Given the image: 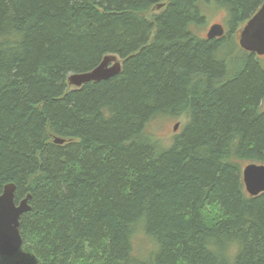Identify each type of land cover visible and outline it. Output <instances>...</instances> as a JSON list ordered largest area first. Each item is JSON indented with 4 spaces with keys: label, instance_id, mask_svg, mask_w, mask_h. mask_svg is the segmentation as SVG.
Segmentation results:
<instances>
[{
    "label": "trees",
    "instance_id": "obj_1",
    "mask_svg": "<svg viewBox=\"0 0 264 264\" xmlns=\"http://www.w3.org/2000/svg\"><path fill=\"white\" fill-rule=\"evenodd\" d=\"M215 1L229 33L208 40L201 0H0V194L30 195L0 264H264L241 180L264 164V57L233 40L264 0ZM106 55L119 74L68 86ZM163 118L184 119L169 142Z\"/></svg>",
    "mask_w": 264,
    "mask_h": 264
},
{
    "label": "water",
    "instance_id": "obj_2",
    "mask_svg": "<svg viewBox=\"0 0 264 264\" xmlns=\"http://www.w3.org/2000/svg\"><path fill=\"white\" fill-rule=\"evenodd\" d=\"M224 36V28L220 24H213L206 33V39H220ZM238 46L245 52L264 57V1L256 12L246 21L238 35ZM121 71V63L116 55H106L92 70L70 74L67 84L80 88L85 84L106 81L115 77ZM174 125L173 131L178 128ZM64 140L54 138L56 145L64 144ZM241 180L245 192L256 197L264 192V164H247L241 170ZM15 185L8 184L0 194V257L14 258L20 250L22 239L19 234V220L22 215L30 211L27 195L21 201L14 202ZM14 264H20L15 261Z\"/></svg>",
    "mask_w": 264,
    "mask_h": 264
},
{
    "label": "rangeland",
    "instance_id": "obj_3",
    "mask_svg": "<svg viewBox=\"0 0 264 264\" xmlns=\"http://www.w3.org/2000/svg\"><path fill=\"white\" fill-rule=\"evenodd\" d=\"M215 2H216L215 0H201L199 4L200 13L205 18L204 25L196 29L197 31L195 34H197L199 38L202 39L206 38V33L209 30L210 26H212L213 24H220L224 27L226 33L224 38H226L227 34L229 33V28L226 23L227 12L222 8L218 7ZM240 29L233 34L234 36L233 40L236 41V44ZM260 111L261 112L264 111V99L261 102ZM183 121H184L183 118L159 119L153 125L154 133L158 135L165 142H169L172 139L173 135L181 130L183 126ZM176 123H178L179 125L177 130L174 132L173 128ZM131 245H132L133 256L140 260H144L148 254H150L155 250V244L140 233L134 236V238L131 241Z\"/></svg>",
    "mask_w": 264,
    "mask_h": 264
},
{
    "label": "flooded vegetation",
    "instance_id": "obj_4",
    "mask_svg": "<svg viewBox=\"0 0 264 264\" xmlns=\"http://www.w3.org/2000/svg\"><path fill=\"white\" fill-rule=\"evenodd\" d=\"M225 37V36H224Z\"/></svg>",
    "mask_w": 264,
    "mask_h": 264
}]
</instances>
